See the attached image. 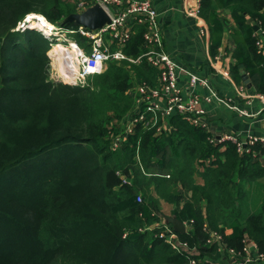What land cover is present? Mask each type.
Segmentation results:
<instances>
[{"label": "trees", "instance_id": "1", "mask_svg": "<svg viewBox=\"0 0 264 264\" xmlns=\"http://www.w3.org/2000/svg\"><path fill=\"white\" fill-rule=\"evenodd\" d=\"M233 1L252 17L264 11V0ZM72 13L69 0H0V264H242L221 250L241 252L244 237L264 254V166L256 160L264 145L241 153L233 142L209 143L180 115L159 133L138 123L123 137L130 92L136 82L153 85L156 71L109 61L85 87H72L49 77L53 43L16 30L29 14L61 26ZM142 33L136 25L126 56L142 53ZM247 46L256 57L254 38ZM115 136L122 140L112 150ZM153 194L191 220L177 234L184 253L139 231L162 220ZM212 231L219 242L208 243Z\"/></svg>", "mask_w": 264, "mask_h": 264}, {"label": "built area", "instance_id": "2", "mask_svg": "<svg viewBox=\"0 0 264 264\" xmlns=\"http://www.w3.org/2000/svg\"><path fill=\"white\" fill-rule=\"evenodd\" d=\"M74 5L78 14L89 7L98 6L107 15L109 22L95 30L77 26L75 29L68 31L69 34H78L85 38V44L89 48V52L74 39L64 40L66 44L64 42L62 44L66 50L62 53V70H59L60 74L57 75L60 78L55 81L82 88L87 85L89 78L101 74L106 69L109 61H127L134 65L146 63L156 71L155 83L152 85L146 81H141L134 84L130 92L134 101V112L122 123L123 137L131 134L138 123H141L145 129L155 127L157 133L164 131L169 128V119L175 115L182 116L193 127H203L199 121L200 116L204 113L201 103L204 101L211 102L212 100L222 102V100L211 88L207 79L190 72H187L190 97L186 101L183 100L177 84L178 65L164 50L158 13L148 1L75 0ZM114 8H118V12H115ZM43 19L47 22L40 15L29 14L18 23L16 30H36L49 39L52 35H46V29L54 34L63 29L60 25L57 26L49 22L45 24ZM136 25L143 28V51L136 58H133L126 56L122 50L135 34ZM253 38L257 51L261 52L262 43H264V30L257 26ZM113 44L117 48L110 50ZM198 86L206 88L209 92L208 95L200 96L195 90ZM240 91L243 93V90ZM255 98L264 104V94H257ZM121 140L120 136L112 137V150L119 146ZM207 141L215 144L214 139L208 138ZM224 141L235 143L238 151L242 153L248 152V149L244 150L245 147L264 142V138L258 139L251 136L246 143L241 144L231 136L226 135L224 138L219 139L216 144H222ZM122 181L123 183H129L125 178H122ZM136 200L140 202L141 197L137 196ZM162 220L139 231L150 233L154 237L162 239L177 252L184 253L183 251L187 249L186 243L180 242L177 233L173 231L172 225ZM190 224L191 220L184 223V227L189 228ZM204 228H206L205 225ZM220 240L221 236L218 233L210 232L208 243L219 242ZM221 252H228L229 256H240L242 264H264V254L259 251L257 244L247 237L242 240V253H236L232 248H223ZM190 264H196V262L191 260ZM229 264L236 263L230 262Z\"/></svg>", "mask_w": 264, "mask_h": 264}, {"label": "crops", "instance_id": "3", "mask_svg": "<svg viewBox=\"0 0 264 264\" xmlns=\"http://www.w3.org/2000/svg\"><path fill=\"white\" fill-rule=\"evenodd\" d=\"M69 1L74 4L75 0ZM143 1H148L158 13L164 50L179 68L177 84L183 100L190 97L187 72L207 79L222 100L201 103L204 113L199 118L203 126L200 130L207 140L214 139L216 144L229 135L244 144L251 136L264 138V104L255 98L257 94H264V43L261 52L255 47L256 57L249 53L247 46L248 40L253 38L255 26L264 30V11L252 17L238 8L233 0H209V20H206L201 10L203 0ZM118 10L114 8L115 12ZM73 26L77 27L76 24ZM116 48L113 44L110 50ZM195 90L200 96L209 93L201 86ZM259 143L264 145V142ZM224 149L222 146L220 151ZM256 158L264 166V152L257 153ZM197 169L203 172V166H197ZM196 180L197 184L202 183L199 175ZM260 182L264 183V177ZM164 204L167 213H163V219L176 218L172 215L173 205L165 201ZM187 230L185 228V232Z\"/></svg>", "mask_w": 264, "mask_h": 264}, {"label": "water", "instance_id": "4", "mask_svg": "<svg viewBox=\"0 0 264 264\" xmlns=\"http://www.w3.org/2000/svg\"><path fill=\"white\" fill-rule=\"evenodd\" d=\"M68 21H73L77 26H82L89 30L99 29L109 22L107 15L98 6L89 7L79 14H72L67 18V21L65 19L62 24ZM254 29L256 30L257 26H255ZM244 79L247 80L246 78ZM165 222L171 224L173 231L177 234L185 233L184 225L179 220H176V218H165Z\"/></svg>", "mask_w": 264, "mask_h": 264}, {"label": "rangeland", "instance_id": "5", "mask_svg": "<svg viewBox=\"0 0 264 264\" xmlns=\"http://www.w3.org/2000/svg\"><path fill=\"white\" fill-rule=\"evenodd\" d=\"M72 14H75V13H72ZM72 14H69V15H67V16H65V17H63L62 19H61V24H62V22L63 21H65V19H66V21H67V18L70 16V15H72ZM66 23H68V24H74L73 23V21H68V22H66ZM66 23H64V24H66ZM64 24H62L61 25V27L64 25ZM78 34H69L68 33V31H66L65 30V28H63V29H61V30H59L57 33H53L52 34V36L51 37H49V41L50 42H52L53 44H56V43H58V42H60L61 41V43L62 42H64V40H72V39H75V37L77 36ZM85 39V38H84ZM85 43H86V40H84V42H83V47H85L86 48V51L87 52H89V48L85 45ZM52 44V45H53ZM64 44H66V42H64ZM52 47V46H51ZM51 47H50V49H51ZM50 51V50H49ZM48 51V52H49ZM48 54V53H47ZM62 59H63V54H61V57H55V56H51L50 57V61H49V77L50 78H52L53 80H57V78H60V77H58L57 75L58 74H60V72H59V70H62ZM60 65H61V67H60ZM129 117V116H128ZM141 193H142V196L143 195H146V191H145V189H144V193L143 192H140L139 194L141 195ZM154 196H155V199L157 200V203H158V206H159V208H160V206L162 205V208H161V212H162V214L164 213V215L167 213V210H165V208L167 209V207L165 206V204H164V206H163V203H164V201H162L163 199H161V198H158L157 197V195H155V194H153ZM142 200H143V198H142ZM170 204V203H169ZM164 215H163V217H164ZM163 217H162V219H163ZM162 221H164V219L162 220ZM174 250V249H173ZM176 251V250H175Z\"/></svg>", "mask_w": 264, "mask_h": 264}, {"label": "bare ground", "instance_id": "6", "mask_svg": "<svg viewBox=\"0 0 264 264\" xmlns=\"http://www.w3.org/2000/svg\"><path fill=\"white\" fill-rule=\"evenodd\" d=\"M43 22L46 24L47 22L43 19ZM34 26V25H32ZM46 35H49L51 36L53 33L49 32L48 29H46V32H45ZM51 49L50 51L48 52V56L51 57V56H57L58 58L61 57V54L66 50V48L64 47V45L60 42L56 43V44H53L51 45ZM61 67V65H60Z\"/></svg>", "mask_w": 264, "mask_h": 264}]
</instances>
